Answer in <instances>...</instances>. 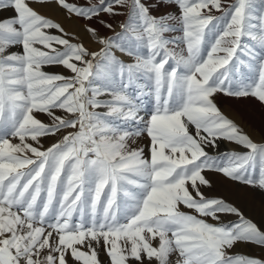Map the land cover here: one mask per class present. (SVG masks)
I'll list each match as a JSON object with an SVG mask.
<instances>
[{
  "label": "snow or ice",
  "instance_id": "6c2138e0",
  "mask_svg": "<svg viewBox=\"0 0 264 264\" xmlns=\"http://www.w3.org/2000/svg\"><path fill=\"white\" fill-rule=\"evenodd\" d=\"M161 3L0 0V264H264L234 251L264 250V223L203 190L208 172L264 190V143L214 99L264 104V0ZM42 7L114 34L85 24L89 50Z\"/></svg>",
  "mask_w": 264,
  "mask_h": 264
},
{
  "label": "rangeland",
  "instance_id": "374dc122",
  "mask_svg": "<svg viewBox=\"0 0 264 264\" xmlns=\"http://www.w3.org/2000/svg\"><path fill=\"white\" fill-rule=\"evenodd\" d=\"M78 3H83L84 0H77ZM156 4H159V7H153L152 11L156 14V15H163L165 13H168L170 11H174L173 7H169L168 5H165L163 3H161V0H156ZM61 10V9H60ZM63 15H65L64 11L61 10ZM217 15H219V13H216ZM13 15V13L11 12H4L2 14H0V16L3 17H7V16H11ZM45 15V14H44ZM47 16V15H46ZM66 17V16H65ZM105 19H108L115 27V32H120L121 29L119 28V23L125 21L127 19L126 15H122V16H117V17H104ZM68 19L73 20L75 22H78L79 24H81L82 26H84L85 24H89L91 23L92 26L96 27L98 29V33L99 35H103V36H112L114 33L109 30L104 28L103 26L95 23V22H90V21H86L84 19H78L76 17H68ZM56 21V20H54ZM57 22V21H56ZM68 33L72 34L70 31L66 30ZM179 29H177L176 32L174 33H166V36H168L169 38H174L176 36H179ZM78 41V38H77ZM74 41V42H77ZM82 43V42H80ZM85 46V45H84ZM86 47V46H85ZM87 48V47H86ZM98 50V49H97ZM96 51V50H94ZM121 58L124 60H128L127 57L123 56L122 54ZM171 63V62H170ZM243 70V69H242ZM51 71L57 72V73H64L67 74L65 72L64 69L62 68H54L51 69ZM215 102L217 103V106L220 108L221 112L229 119H231L234 123L237 122V118L243 120L244 122H246V126L250 127L251 129H247L246 126H241L238 123H236L239 127L242 128V130L250 135V138L253 139L254 142L256 143H264V137H263V141H256L255 140V136H254V132L257 133H261L264 136V104H261L260 102H258V100L252 98V97H241V98H236V97H232V96H225L223 94H217V97L214 98ZM153 104H154V100L152 97L150 96H146L144 97V111L145 112H151L153 109ZM59 114V113H58ZM39 118L46 120L47 117L43 116L42 114H38ZM238 119V120H239ZM55 137H45L42 139V143L43 146L46 144L45 141H47L48 139H53ZM13 142H17L16 140H13ZM56 142V141H55ZM54 142V143H55ZM137 143H147V138L146 137H141L137 140ZM51 146V145H50ZM45 147V146H44ZM232 150V151H237L240 153H244L245 151H247L246 149H244L241 146H235L231 143L228 142H224L221 141L220 142V151L223 150ZM207 151L210 154H214L213 150L211 148H208ZM211 174H213V176L215 178H225V180L227 182H229V185L232 186V184H234L235 181H232L226 177H224L222 174L216 173V172H210ZM231 182V184H230ZM238 183V182H236ZM240 184V183H239ZM243 186H248V185H244V184H240ZM249 187V186H248ZM232 190V189H231ZM234 191L232 190L231 192L227 193V195H225V201L229 202L231 204H233L234 206L238 207L244 214L246 217L251 218L254 220V222L259 223H264V219L260 218V215L258 213H256V211L253 208H256L261 212L264 208V203H260V202H256V200H253L251 195L248 192V197L249 198V203L252 204V206H249V203L247 201V199H245L244 197H240L237 196V192L235 191V193H233ZM242 195L245 196L244 194H242L241 192L238 195ZM211 197H215V198H221L219 196H211ZM252 201V202H251ZM190 211V210H189ZM229 217V220H227V218ZM260 218V219H259ZM224 220L227 221H235L236 217L231 216V215H227L224 217ZM234 251L245 254V255H249V256H264V250L260 249L258 246L255 245H240L238 248H235ZM252 252V253H251ZM99 259L101 260L102 264H107L108 261V257L104 254L103 250L100 251V255H99Z\"/></svg>",
  "mask_w": 264,
  "mask_h": 264
},
{
  "label": "bare ground",
  "instance_id": "6f19581e",
  "mask_svg": "<svg viewBox=\"0 0 264 264\" xmlns=\"http://www.w3.org/2000/svg\"><path fill=\"white\" fill-rule=\"evenodd\" d=\"M39 10L43 14H45V15L51 17L52 19L56 20L57 22L61 23L62 26L65 28V30L70 31L72 34L74 33L76 35V37L78 38L77 42H82L89 50L94 51V50L99 49V45L96 43L95 40L90 38L89 34L85 31L84 26H82L78 22H75L73 20L66 18L65 15H63L62 11L59 8L42 7ZM100 36L104 37L101 34H100ZM127 58H128V60L130 59L129 57H127ZM238 119L239 118L236 119L237 120L236 123L239 122V124L241 126H246V122L241 120L242 118L239 120ZM247 129H251V128L247 127ZM254 133H255L254 136H255L256 141H259V142L263 141L264 136L261 133H257V132H254ZM55 141H56V137L53 139H48L47 141H45L46 144L44 145L45 146L44 148L46 149ZM206 175H207V178L210 179V181L212 182V187L210 189L204 188L203 190L209 196H219V197L224 199L225 195H227V193H229L233 190L234 191L233 193H235V191H236L237 196L244 197L245 199H247V201L250 198L248 196L250 194L252 199L256 200V202L264 203V190L260 189L259 187L243 186V185H240L239 183H236V182H234V184H232V186H231V185H229V182H227L225 180V178H222V177L215 178L213 176V174H211L210 172L206 173ZM230 184H231V182H230ZM240 192L242 194H244L245 196H242L241 194L238 195ZM248 192H249V194H248ZM247 196L249 198H247ZM248 203H249V201H248ZM249 206H252V204L249 203ZM181 207H183V206H181ZM253 209L256 211V213H258L260 215L261 219L262 218L264 219V208L261 212L257 209V207L253 208ZM227 220H229V217L227 218Z\"/></svg>",
  "mask_w": 264,
  "mask_h": 264
}]
</instances>
